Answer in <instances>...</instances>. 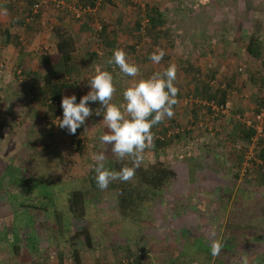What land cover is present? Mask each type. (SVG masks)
I'll return each mask as SVG.
<instances>
[{
  "label": "rangeland",
  "instance_id": "obj_1",
  "mask_svg": "<svg viewBox=\"0 0 264 264\" xmlns=\"http://www.w3.org/2000/svg\"><path fill=\"white\" fill-rule=\"evenodd\" d=\"M74 3L75 0H72L67 5L72 8ZM96 3L82 25L83 36H71L76 42L77 57L81 62V79L78 87L65 90V96L76 95L79 102L90 90L87 78H91L97 69L108 70L113 74L117 89L111 103L120 105L124 102L123 91L134 80L146 78L153 72L163 71L169 64H175V83L179 89L177 103L174 116L162 122L171 129L170 132L184 129L189 134L157 154L145 149L140 165L144 167L162 162L170 166L176 177L157 193L153 201L138 208L134 206L131 219L120 215L117 201L111 193L103 192L100 204L88 203L96 208L95 212L89 210L91 214L87 221H81L79 227H70L65 235L55 234L57 238L50 236L48 239L46 231L40 228L38 243L30 245L31 251L25 253V244L15 243L14 237L6 243L1 242L4 237L0 236V264H16V259L20 258L23 264H57L56 253L61 250L65 252L64 263L71 264L69 248L65 245L79 232L80 226L86 225L91 236L90 246L86 247L80 238L75 240L82 264H124L121 263L123 259L130 260L125 248L140 258V264H204L206 255L196 251L197 248L203 249L206 244L214 250L236 224L243 226L253 222L259 228V240L240 246L232 254L217 252L208 264H244L245 260L247 264H264V191H257L243 181L245 164L241 165L238 177L234 178L236 169L231 166L239 143L232 141L229 134L234 118L237 115L252 118L264 98V0H98ZM51 5L43 11L53 12ZM150 9L160 13L161 24L147 32ZM135 22L140 23L141 32L134 29ZM44 26L52 31L58 30V26L50 21ZM99 26L103 28L102 36L96 32ZM63 30L59 28L62 31L60 34L68 35ZM251 32L259 36L261 55L258 59L244 50ZM108 40L114 41V48L123 49L128 60L139 66L136 78L124 76L116 66L107 64L113 55L105 48ZM157 48L163 49L166 54L160 64H153L148 57ZM212 73H215L213 81L216 85L230 80L228 107L224 112L211 110L207 113L202 108L204 101L200 104L192 99L194 75L198 76L201 87ZM251 79L258 81L253 84ZM35 97L32 100L19 99V110L25 115L18 113L5 121L10 131L6 143L17 155L28 157L21 166L27 169L26 161L32 159L29 164L40 178L38 182L33 181L36 195L44 193L47 206L66 212V191L88 188V172L96 162L97 153L103 152L105 158L111 157L128 166L131 160H118L111 145L101 144L99 137L107 128L102 122L103 117L95 114L87 119L82 135L68 134L66 129L58 127L57 119L51 118L52 131L44 123L42 129L31 133L23 131L21 126L22 131L16 135V119L20 116L22 120L30 114L33 122L37 123L34 127L42 124L41 114L40 118L37 115V110L41 112L42 109ZM15 101L18 102L15 96L8 100L11 104ZM90 107L103 111L98 103L90 104ZM194 112L197 113L196 120L193 119ZM73 137L80 138V152L71 141ZM28 139L30 143L24 144ZM128 183L137 186L133 178ZM241 186L247 189V196L240 198L242 194L236 193V189ZM17 199L20 203L39 205L31 200V196L19 195ZM45 203L42 200L40 204L44 206ZM45 216L43 223L55 227L53 216ZM180 250H184V260H172L177 257L174 252ZM26 254H29L28 257Z\"/></svg>",
  "mask_w": 264,
  "mask_h": 264
},
{
  "label": "trees",
  "instance_id": "obj_2",
  "mask_svg": "<svg viewBox=\"0 0 264 264\" xmlns=\"http://www.w3.org/2000/svg\"><path fill=\"white\" fill-rule=\"evenodd\" d=\"M98 0H75V5L73 7L85 10L89 9L92 11V9H95L96 2ZM105 2L114 1V0H101ZM36 4V3H35ZM9 9H13L11 6ZM64 8L58 9L59 11H64ZM57 10V11H58ZM149 13L151 14L150 17L147 19V25L149 26L147 28V32H149V29H156L159 24H161V16L160 13H158L155 9H150ZM89 15V13H83V17ZM149 16V15H148ZM18 24V23H17ZM134 29H136L137 32H139L140 23L135 22L133 25ZM99 28V29H98ZM96 32L102 36L103 28L102 26L97 27ZM141 32V30H140ZM60 32H58V35ZM255 33L251 32V35L247 37V44L244 47V50L247 52L248 55L251 57H254L258 59L260 57V43H259V36L256 37ZM103 42V41H102ZM109 43L105 45L106 49H109V54L113 53L115 50V43L114 41L108 40ZM56 52L59 55L60 59L57 64L53 63H47L48 69L46 72V75L42 79V85L39 87L38 92H36V99L38 106L42 109L41 112L44 114V117L42 119L47 120L45 123L49 126L50 130H53L52 122H50L49 118L52 120L60 119V116L62 117L63 111L61 108V100L63 98V92L66 89L73 88L75 84L80 79L81 74V62L79 61V58L77 57V49L75 47V43L73 38H71L69 35L63 34L58 36V41L56 44ZM115 66V65H114ZM190 68V67H189ZM61 71V72H60ZM60 72V74H59ZM67 76V79L60 80V78H64ZM195 81H194V88L191 92L192 99L195 101H199L201 104L204 101L203 109L207 111V113H211L212 106L214 103V106L217 108H224L226 104H228L227 101V94L229 92L228 87L230 86V80L227 81V83L222 85V82H218L216 85L213 81L215 77V73H212L210 77L206 78V81L203 82L202 86L200 87L199 81L197 79L198 76L194 75ZM227 80V79H226ZM253 84H256L258 79H251L250 80ZM264 84V80L262 82V85ZM264 87V86H263ZM191 97V96H190ZM200 99V100H199ZM210 104V106H209ZM175 106V105H174ZM228 107V106H227ZM264 107V98L262 100V103L258 106V109L255 113H258L261 108ZM227 109V108H226ZM213 111V110H212ZM219 112V111H218ZM254 113V114H255ZM193 119H197V113L194 112ZM171 123H173V120H170ZM87 123V120L86 122ZM85 125V124H84ZM78 128L76 133L78 135H82L83 127ZM264 126V125H263ZM230 131V138L232 141L239 143L237 146L238 152L234 153L235 155V161L232 164L231 168L236 169L234 173V178H237L240 170L239 168L241 165L245 163V156L248 152V149L251 145V139L254 137V130L252 128H247L240 119L234 118V123L231 126ZM178 129V128H177ZM171 129L169 127H165L163 125V122L156 125L153 129V135H154V146L151 149L155 154L165 151L168 147H170L171 144L174 143L175 140H180L185 135H188V130H180L175 132H170ZM175 132V133H174ZM229 137V136H227ZM80 138L73 137L72 143L76 144L77 150L80 152L82 150V144L79 140ZM247 166L244 170V173L242 174V179H244V182H248V184L251 185V187L256 188L257 191L262 190L264 191V139L260 138L256 142V146L253 149V155L250 158V160H247ZM105 167L113 170V171H119L122 167L128 166V164L124 165L121 162H118L117 160H114L111 157H106L104 161ZM95 166L96 162L92 164L91 169L88 172V188L85 190H71L66 191V202H67V210H57L56 208L53 210L50 208V206L47 204V198H45L44 193L38 192L37 195H34L36 202L39 203V205L35 206L32 204H26L25 206H21L22 209H33L36 211V213L41 214L42 217H46V214H51L53 216V223L56 226H49L47 227L46 224L40 223V228L49 230L51 233V237L55 238V234L58 236L65 235L69 232V226L67 227L64 218L70 217L78 223L81 221H87L91 212L89 210H93L96 208V206H90L88 203H92L94 205H98L101 203V194L103 192L111 193L114 200L117 201L118 210L121 213L120 215H124L125 218L131 219V211L134 210V206L138 208V206H142L143 203L153 201L154 198L157 196V193H159L161 190H164L166 186H168L170 183H172L173 179L176 177L175 173L172 171L169 165L162 163V162H156L154 164H149L147 166H139V168L136 169L135 175L133 179L136 180L137 186L133 187L130 186V184L127 182H122L120 180H115L111 182L107 189L100 190L95 182ZM132 164L129 165L131 167ZM25 184H28L26 180H24ZM247 184V183H246ZM233 187V186H232ZM222 189V187H220ZM234 188V187H233ZM31 190L30 188L26 189ZM222 191V190H220ZM219 191V192H220ZM236 193L242 194L241 197L247 196V189L237 188ZM219 197L221 199V193L219 194ZM250 197H247V199ZM44 200L46 203L44 206H41V201ZM228 198L225 200V203H227ZM46 205V206H45ZM95 212V211H94ZM66 214L65 216H63ZM88 223V222H87ZM254 223H250L247 225L240 226L236 224V227L230 232V234L226 237H223L220 241L219 245V251L221 252V255L227 253L232 254L233 251H236L240 246L254 242L259 240L258 233L259 228L257 225H254ZM76 235V236H75ZM16 238L15 236H13ZM90 234L88 232V227L86 226H80L79 232H76L74 236L69 238L68 243H66V247L69 248L70 252V261L71 264H82V257L79 254L78 249L76 248L75 240L82 239L85 242L86 247L90 246ZM5 238V237H4ZM52 238V239H53ZM57 238V236H56ZM58 240V239H57ZM18 242V239H16V242ZM19 244V243H18ZM32 246H35V243L31 242ZM205 248L203 249H196L199 253H204L206 255V262L204 264H208L209 261L212 259L213 256V248L209 245H204ZM14 247H17L16 245ZM125 251L127 252L126 255L130 258V260H122L125 262V264H140L139 259L137 258L135 254L128 252V250L125 248ZM181 251V254H179ZM175 251L174 254L177 255V257L171 258L172 260L177 261H183L184 258L182 257V253L184 250ZM57 258V264H65V252L64 250H61L56 253ZM188 258V257H187ZM130 261V262H129ZM193 264H196L193 262Z\"/></svg>",
  "mask_w": 264,
  "mask_h": 264
},
{
  "label": "crops",
  "instance_id": "obj_3",
  "mask_svg": "<svg viewBox=\"0 0 264 264\" xmlns=\"http://www.w3.org/2000/svg\"><path fill=\"white\" fill-rule=\"evenodd\" d=\"M53 1L55 0H50L48 5L52 4ZM56 1L63 2L65 5L63 7L64 11H57L52 4L51 8H54V11L51 13L44 12L43 10L48 7L41 0H0V103H5L0 104V236L5 237L1 242L6 243H9V239L13 236L16 239L19 237L18 242L25 244L23 250L25 253L31 251V242L38 243L40 223H43V217L41 218V214L36 213L33 209H22L21 206H25L27 203H20L17 198L19 195H27L31 196V200L37 201L34 197L36 191L34 192L33 181L38 182L40 178L34 171V167L29 164L32 159L29 158V161H26L27 170L24 165L21 166L20 164L28 157L17 155L10 148V144L6 143V136L10 131L6 128L8 124L5 121L11 120L18 113L21 114L19 99L32 100L36 96V92L42 85V79L48 69L46 62L53 64L59 62L60 57L56 52L58 36L61 35H58V32H62L59 31V28L64 29V33L71 34L70 37L83 36L82 25L87 16L75 18L71 8H67L72 0ZM35 5H38L36 14L33 13ZM10 6L13 8L12 10L9 9ZM47 21L57 25L58 30L52 31L45 27ZM246 30L250 29L247 28ZM74 43L77 49L75 40ZM12 73L14 75L11 78ZM1 75L4 76V80L1 79ZM65 79H67V76L60 78V80ZM78 82L75 85L77 87L79 86ZM13 96L18 99V102L15 101L11 104L8 100ZM64 96L65 90L63 92ZM13 112L16 114H12ZM39 114L42 118L44 117V114L37 110L38 118L41 117ZM23 115L25 114H21V116ZM20 117L16 119L18 120L16 135L19 131H22L21 126H23V131L31 133L39 128L42 129L43 124L47 121L41 118L43 121L40 120V123L42 124L34 127L33 125L37 123L33 122L34 120L31 119L30 114L26 115V119L21 120ZM29 140H25L24 144L30 143ZM4 175L7 176L2 179ZM24 180L29 183L25 184ZM28 188L31 190L23 192V189ZM32 205L34 204L32 203ZM64 222L67 227L69 226V229L70 227L72 229L76 226L79 227L78 221L70 217H65ZM49 226L51 227L53 224H49ZM49 226L47 225V227ZM44 230L46 231L45 228ZM46 233V237L49 239L52 232L47 230ZM26 255L28 257L29 254ZM25 259L27 258H23V260ZM16 264H23L22 259H16Z\"/></svg>",
  "mask_w": 264,
  "mask_h": 264
},
{
  "label": "clouds",
  "instance_id": "obj_4",
  "mask_svg": "<svg viewBox=\"0 0 264 264\" xmlns=\"http://www.w3.org/2000/svg\"><path fill=\"white\" fill-rule=\"evenodd\" d=\"M165 54L163 49L157 48L148 58L153 64H160ZM107 64L115 65L127 77L136 78L140 72L139 66L128 60L123 49H115ZM176 80L177 67L175 64H169L163 71H156L146 78L134 80L122 93L124 102L117 105L111 103L117 91L113 74L108 70L97 69L91 78H87L90 90L79 102L76 95L62 98L63 115L58 119V127L66 129L71 135L93 114L102 116L107 131L99 137L101 144L111 145V150L118 160H131V167L125 166L119 171H113L105 167L104 153H97L94 170L95 182L100 190L107 189L115 180L127 182L134 177L145 149L154 146L152 129L174 116V105L177 103L179 92ZM94 103H98L103 111L100 108H91L90 104ZM218 251L219 245L213 250V254ZM244 264H247L246 260Z\"/></svg>",
  "mask_w": 264,
  "mask_h": 264
},
{
  "label": "built area",
  "instance_id": "obj_5",
  "mask_svg": "<svg viewBox=\"0 0 264 264\" xmlns=\"http://www.w3.org/2000/svg\"><path fill=\"white\" fill-rule=\"evenodd\" d=\"M41 1H42L43 4H47V5H48V2H50V0H41ZM46 1H48V2L46 3ZM52 4H53V7L55 9H57V10L65 6L63 4V2L56 1V0L53 1ZM37 10H38V5H35L33 7V13L36 14L37 13ZM71 10H72L75 18H77V19L80 18L83 15V13H85V12L86 13H90L91 12L89 9L80 10V9L75 8V7H72ZM211 106H212V110H216L217 112L218 111L219 112H224L226 110L228 104H226L224 106V108H222V107L217 108V107H215L213 105H211ZM236 118L237 119H240L241 122L247 128H252L254 130V132H255L254 137L251 139V145H250V147L248 149V152H247V154L245 156L246 159H245V163H244L245 164V168L244 169H246L247 162H248L247 160H250V158L252 157V155H253V149L256 146L257 140L260 139V138L264 139V126H263L264 125V107L261 108L258 113H255L252 118H246V117H242L240 115H237ZM121 263H124L125 264L124 261H121Z\"/></svg>",
  "mask_w": 264,
  "mask_h": 264
}]
</instances>
